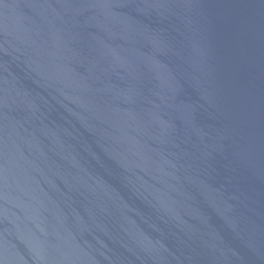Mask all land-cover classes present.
I'll return each mask as SVG.
<instances>
[{
  "label": "water",
  "instance_id": "1",
  "mask_svg": "<svg viewBox=\"0 0 264 264\" xmlns=\"http://www.w3.org/2000/svg\"><path fill=\"white\" fill-rule=\"evenodd\" d=\"M0 264H264V0H0Z\"/></svg>",
  "mask_w": 264,
  "mask_h": 264
}]
</instances>
